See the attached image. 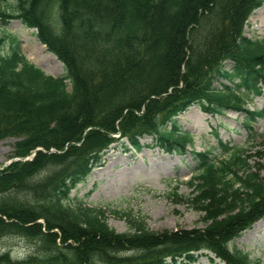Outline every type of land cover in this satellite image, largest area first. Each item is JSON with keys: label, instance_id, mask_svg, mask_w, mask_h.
I'll return each mask as SVG.
<instances>
[{"label": "trees", "instance_id": "1", "mask_svg": "<svg viewBox=\"0 0 264 264\" xmlns=\"http://www.w3.org/2000/svg\"><path fill=\"white\" fill-rule=\"evenodd\" d=\"M15 1L8 13L0 0V20L36 29L66 75H48L19 46L0 54V141L22 139L18 157L37 148L82 154L73 169L38 184L34 178L65 154L38 152L0 171V239L19 235L42 252L23 260L3 254L0 264H191L202 255L260 264L231 251L230 243L264 219V182L222 141L226 160L211 149L193 152L190 201L201 207L206 229L156 235L128 216L132 231L118 235L105 210L66 203L119 137L137 152L147 146L186 155L193 135L174 119L189 107L212 116L244 111L243 128L253 137L264 118V111L248 108L263 93L264 41L248 38L243 28L264 0ZM215 78L225 82L216 86ZM146 137L153 144L143 145Z\"/></svg>", "mask_w": 264, "mask_h": 264}, {"label": "rangeland", "instance_id": "2", "mask_svg": "<svg viewBox=\"0 0 264 264\" xmlns=\"http://www.w3.org/2000/svg\"><path fill=\"white\" fill-rule=\"evenodd\" d=\"M15 4V0H2L3 9L8 13L14 11ZM243 29L248 38L264 41V4L248 16ZM0 38L1 55L9 54L14 47L19 46L26 60L48 75L55 78L66 75L64 64L38 39L37 30L27 27L20 19L12 18L8 23L0 20ZM231 68L232 63L226 62L225 69ZM223 81L215 78L216 86ZM248 108L264 111V88L262 95L254 98ZM245 116L244 111L228 110L225 115L212 116L204 113L198 105L187 108L174 119L184 131L193 135V146L188 147L187 154L183 156L166 154L158 147L147 146L137 152L126 138L122 139L119 134H114L121 141L113 143L104 151L100 163H96L87 179L72 191L66 204L74 207L84 203L86 206L105 210L109 228L118 235H127L132 231L128 216L143 222L149 232L156 235L206 229L209 222L205 214L201 207L190 201L194 193L191 181L196 176L193 152L211 149L212 155L218 157V160H226L230 155L221 153L219 141L230 144L247 158L249 168H253L264 182V118H259L254 124L255 134L250 137L243 128ZM89 140L85 144L90 143ZM21 141L22 139L15 137L0 141V171L17 159V162H24L27 158L32 161L38 152L45 155L65 154L54 166L34 178L33 182L36 184L42 183L54 171H70L76 166L77 157L82 154L81 151L67 148L63 151L37 148L28 156L18 157L15 152ZM141 142L143 145L153 144V138L146 137ZM81 145L82 143H78L76 147L79 149ZM69 146L72 148L71 145L68 148ZM174 192L176 195H172ZM28 199L31 200V196ZM38 223L44 226L43 221ZM230 250L247 256L252 263L264 264V219L231 242ZM39 253L42 252L38 246L22 236L0 239V255L7 254L14 260H23ZM212 258L211 255H202L197 262L191 264H225L220 260L213 261Z\"/></svg>", "mask_w": 264, "mask_h": 264}, {"label": "water", "instance_id": "3", "mask_svg": "<svg viewBox=\"0 0 264 264\" xmlns=\"http://www.w3.org/2000/svg\"><path fill=\"white\" fill-rule=\"evenodd\" d=\"M18 160V159H17ZM17 160H14V161H17ZM24 161H28V158L27 159H24Z\"/></svg>", "mask_w": 264, "mask_h": 264}, {"label": "bare ground", "instance_id": "4", "mask_svg": "<svg viewBox=\"0 0 264 264\" xmlns=\"http://www.w3.org/2000/svg\"><path fill=\"white\" fill-rule=\"evenodd\" d=\"M167 154V153H166ZM171 155V154H170Z\"/></svg>", "mask_w": 264, "mask_h": 264}]
</instances>
